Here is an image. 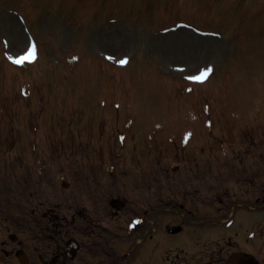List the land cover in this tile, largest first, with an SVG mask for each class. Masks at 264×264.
I'll list each match as a JSON object with an SVG mask.
<instances>
[{
  "label": "rangeland",
  "instance_id": "374dc122",
  "mask_svg": "<svg viewBox=\"0 0 264 264\" xmlns=\"http://www.w3.org/2000/svg\"><path fill=\"white\" fill-rule=\"evenodd\" d=\"M30 39L37 61L14 62ZM263 186L264 0H0L7 251L27 249L29 264H191L198 252L194 264H222L233 241L264 263ZM165 206L191 211L180 233L164 234V218L182 221ZM152 214L159 226L127 259L145 234L134 220ZM52 216L82 241L72 262L29 242Z\"/></svg>",
  "mask_w": 264,
  "mask_h": 264
},
{
  "label": "flooded vegetation",
  "instance_id": "af4514ba",
  "mask_svg": "<svg viewBox=\"0 0 264 264\" xmlns=\"http://www.w3.org/2000/svg\"><path fill=\"white\" fill-rule=\"evenodd\" d=\"M179 212H181V210H178ZM53 220H54V225H55V228H53L51 231H50V239H51V242H54V241H59V238L57 237L58 235H60V232H61V228L60 226L62 225L61 222L62 220H59V222L57 221V218H55L53 216ZM87 224V223H85ZM89 228V226H84L83 228H78L80 231L83 232V234L85 233V231ZM74 231L73 230V227H72V223L69 222L68 223V227L66 228V231H65V234L69 237H73L71 234V232ZM76 236V235H75ZM77 237V236H76ZM78 243H79V249L81 248V243L82 241L78 238H74ZM5 243L2 241H0V254H2V257L0 256V262L2 264H7V262L10 260L11 256L15 257V255H11L10 256V253H8V251L2 247L4 246ZM15 252V251H14ZM227 256V255H226ZM7 259V260H6ZM168 263L170 264H182V259H180V256H176L174 258H171Z\"/></svg>",
  "mask_w": 264,
  "mask_h": 264
},
{
  "label": "water",
  "instance_id": "95a60500",
  "mask_svg": "<svg viewBox=\"0 0 264 264\" xmlns=\"http://www.w3.org/2000/svg\"><path fill=\"white\" fill-rule=\"evenodd\" d=\"M65 250L66 252L69 251V258H73L75 247H70V244L68 243L65 247ZM70 252H72V254ZM19 259L22 263H25V260L22 257ZM227 262L228 264H256L251 256L242 253L233 254Z\"/></svg>",
  "mask_w": 264,
  "mask_h": 264
},
{
  "label": "snow or ice",
  "instance_id": "6c2138e0",
  "mask_svg": "<svg viewBox=\"0 0 264 264\" xmlns=\"http://www.w3.org/2000/svg\"><path fill=\"white\" fill-rule=\"evenodd\" d=\"M34 55V50L30 51L27 56L20 57L19 59L15 60L16 63H22L25 59H31ZM198 79V78H194Z\"/></svg>",
  "mask_w": 264,
  "mask_h": 264
},
{
  "label": "bare ground",
  "instance_id": "6f19581e",
  "mask_svg": "<svg viewBox=\"0 0 264 264\" xmlns=\"http://www.w3.org/2000/svg\"><path fill=\"white\" fill-rule=\"evenodd\" d=\"M37 61V59H35L34 63Z\"/></svg>",
  "mask_w": 264,
  "mask_h": 264
}]
</instances>
